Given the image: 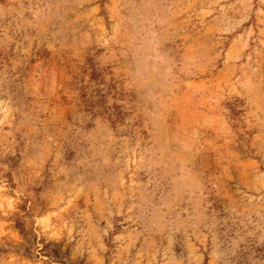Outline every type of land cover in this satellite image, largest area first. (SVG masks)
<instances>
[{"label": "rangeland", "instance_id": "374dc122", "mask_svg": "<svg viewBox=\"0 0 264 264\" xmlns=\"http://www.w3.org/2000/svg\"><path fill=\"white\" fill-rule=\"evenodd\" d=\"M0 264H264V0H0Z\"/></svg>", "mask_w": 264, "mask_h": 264}, {"label": "trees", "instance_id": "16d2710c", "mask_svg": "<svg viewBox=\"0 0 264 264\" xmlns=\"http://www.w3.org/2000/svg\"><path fill=\"white\" fill-rule=\"evenodd\" d=\"M89 67L91 69V79L96 80L99 85L104 84V78L102 76L101 71L96 67L93 62H90ZM85 87H81L80 90L82 91V96L85 99L86 103H89L88 107L90 109V113L92 117L100 116L103 117L111 124L115 125L121 120H123L124 114L121 111L119 106H109L108 105V95L109 91L104 90V87L98 86L94 92L90 95L91 98H88V94L85 92Z\"/></svg>", "mask_w": 264, "mask_h": 264}]
</instances>
